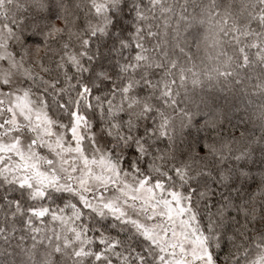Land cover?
Masks as SVG:
<instances>
[{"label":"clouds","instance_id":"clouds-1","mask_svg":"<svg viewBox=\"0 0 264 264\" xmlns=\"http://www.w3.org/2000/svg\"><path fill=\"white\" fill-rule=\"evenodd\" d=\"M257 48L264 0H0V264H172L171 192L264 264Z\"/></svg>","mask_w":264,"mask_h":264},{"label":"snow or ice","instance_id":"snow-or-ice-1","mask_svg":"<svg viewBox=\"0 0 264 264\" xmlns=\"http://www.w3.org/2000/svg\"><path fill=\"white\" fill-rule=\"evenodd\" d=\"M258 56L261 59H264V50L257 48ZM248 57L245 52L244 62L247 63ZM79 114H77L78 116ZM157 188L163 191L161 185H157ZM184 199L182 194L171 192L169 194V199L165 201L168 205L169 217L174 220H179L180 223L185 227V231L178 233V236L181 241H186L190 247L185 246L184 243L179 245L178 251L181 254L179 258H176V252H172V256L174 257L172 264H213L212 253L207 249L204 240L200 236L196 223L197 216L195 211L192 208L191 203L186 207L184 204ZM190 200V198H188ZM106 208L112 209L111 204H106ZM40 216L44 215V212L36 213ZM173 248L176 245H172ZM162 260H166V257H162Z\"/></svg>","mask_w":264,"mask_h":264}]
</instances>
